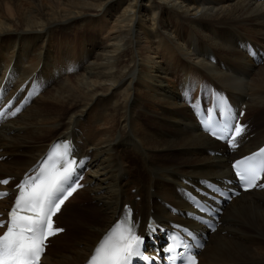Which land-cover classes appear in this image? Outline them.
I'll return each mask as SVG.
<instances>
[{
  "label": "bare ground",
  "instance_id": "1",
  "mask_svg": "<svg viewBox=\"0 0 264 264\" xmlns=\"http://www.w3.org/2000/svg\"><path fill=\"white\" fill-rule=\"evenodd\" d=\"M247 38L264 40L262 1L0 0V80L32 102L0 129V179L20 177L50 143L77 133L90 158L81 194L92 205L71 215L45 264H82L126 204L143 223H167L169 207L184 209L176 187L229 175L224 158L206 155L218 144L192 130L177 102L188 71L247 105L254 138L231 158L264 142V64L235 49ZM69 61L88 64L62 77ZM38 81L49 85L36 97ZM221 220L200 264H264V192L236 199Z\"/></svg>",
  "mask_w": 264,
  "mask_h": 264
},
{
  "label": "snow or ice",
  "instance_id": "2",
  "mask_svg": "<svg viewBox=\"0 0 264 264\" xmlns=\"http://www.w3.org/2000/svg\"><path fill=\"white\" fill-rule=\"evenodd\" d=\"M185 95L188 96V93L186 92ZM19 111L20 108H16L15 111L10 112V115L14 117ZM3 115L4 113L0 112V117ZM198 115L204 131L225 141L230 147L237 143V138L246 130L245 126L238 122L232 124L235 114L225 99L207 108L206 115L204 112ZM217 116L220 118L219 121L216 119ZM233 127L234 131L229 132L228 130ZM80 163L83 164V161ZM76 165L77 161L72 158L70 145L65 143L61 150L60 145L57 144L47 157L41 160L39 169L34 175L25 174L24 179L17 185L18 194L15 196L11 210L7 213V220H0V228L4 229L0 234V264H40L47 239L63 231L54 227L53 216L60 212L65 201L77 187L81 186L77 183L79 177ZM231 167L244 191L257 187L264 188V183H258L264 180V148L250 156L235 160ZM8 183L7 179L0 180V185ZM201 183L206 184L213 192L225 199L239 194L231 190L222 191L207 181ZM8 195L7 192H0V198ZM195 206L210 216L213 214L198 201H195ZM197 219H200L201 223L209 224L212 231H215V227H212L209 221ZM147 228L150 235L162 230L155 229L152 221H149ZM183 231L189 236L192 235L187 229ZM171 238L174 243L169 245L167 252H172L181 246L188 248L187 243L179 237L173 235ZM143 243L144 236L137 234L132 211L125 208L124 215L99 241L87 264H135V258H144L141 251ZM197 247L203 245L199 244ZM176 258L169 256L170 264H174ZM186 264H197L196 256L187 255Z\"/></svg>",
  "mask_w": 264,
  "mask_h": 264
},
{
  "label": "rangeland",
  "instance_id": "3",
  "mask_svg": "<svg viewBox=\"0 0 264 264\" xmlns=\"http://www.w3.org/2000/svg\"><path fill=\"white\" fill-rule=\"evenodd\" d=\"M103 37H104V33H103ZM96 38L98 39H100V36H99V34H97L96 35ZM98 39V40H99ZM69 40H74V36H70V38H69ZM66 46V45H65ZM61 47H64V46H61ZM55 49V48H54ZM169 81V80H168ZM166 85L168 86V83H166ZM152 87V86H151ZM152 88H154V87H152ZM155 89V88H154ZM101 171V170H100ZM103 171V170H102ZM101 171V172H102ZM104 175V174H103ZM86 193H84V195H85ZM83 195V193L81 194V192H80V195H78V196H76L74 199H73V201H71L69 204H72V202H74V204H72L74 207H76L80 202H84V205H80V206H78L77 208H74L72 211H70V213L69 214H67L66 215V218H65V221H62L61 220V223H62V225H64V226H67L68 225V223H70V218H71V215H74V214H77V213H79V210H81V209H83V208H85V207H87L88 208V206L90 207L91 205H92V202H90V201H87L88 199H87V194L84 196ZM75 200V201H74ZM69 204L66 206V207H68L69 208ZM86 204V205H85ZM67 210H64V212H66ZM63 212V213H64ZM63 213H61L60 214V218H59V221H60V219L62 218V215H63ZM87 213V212H86ZM91 213L90 212H88V214H87V217H89V215H90ZM69 215H70V218H69ZM60 239H62V238H60V236H58L57 238H56V240H54V241H52V244H51V247H55V246H57V243H59L58 241H60Z\"/></svg>",
  "mask_w": 264,
  "mask_h": 264
}]
</instances>
